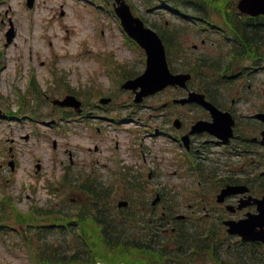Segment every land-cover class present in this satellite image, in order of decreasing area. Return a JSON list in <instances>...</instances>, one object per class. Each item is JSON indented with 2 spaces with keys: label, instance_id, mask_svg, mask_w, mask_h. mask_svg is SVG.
Returning a JSON list of instances; mask_svg holds the SVG:
<instances>
[{
  "label": "rangeland",
  "instance_id": "obj_1",
  "mask_svg": "<svg viewBox=\"0 0 264 264\" xmlns=\"http://www.w3.org/2000/svg\"><path fill=\"white\" fill-rule=\"evenodd\" d=\"M132 1L140 10L144 9L141 0ZM235 1L229 0L232 6ZM101 6L103 8H98L84 0H35L32 8L28 7L26 0H0V104L15 115L9 118L0 116V196L10 194L5 204L0 202L3 216L9 214L6 219H0V264H39L41 255L38 252L42 249L40 241L62 240L56 228L47 231L50 235L46 233L38 236L37 231H46L29 227L27 222L36 209L40 214L50 207L62 211L76 208L78 202L75 201L84 195L78 188L68 190L70 185L67 179L62 182L66 172L71 175L70 178L78 176L80 184L85 183V179L90 176L92 180L99 178L113 185V205L118 207L119 202L128 201L132 207L122 209L140 211L138 220H148L154 212L153 216L159 219L163 217L168 224L171 221L170 217L166 218L169 211L173 215L193 214L190 213V208H193L198 213L182 224L185 226L188 222L198 232L203 225H208L204 217L209 212L205 206L208 200L197 193L200 190L197 178L188 169V162L179 146L166 135H143V127L149 125L141 124L138 127L133 121L142 117L140 120L150 122L154 110L139 112L127 107L133 103V97L119 89L115 91L111 102L103 104L106 110L94 109L90 113L92 117L88 121L92 124L88 125L77 120L63 121L60 116H65L64 110H59L51 101L62 97V82H66L67 91L72 89L80 93L87 108H102L92 106L99 103V94L111 96L112 81L125 80L144 69L145 53L142 48L126 35L119 18L110 7ZM150 15L152 20L166 27L173 25L183 28L186 53L213 56L220 52L219 43L211 40L204 43L203 36L180 18L169 13L160 15L156 11ZM10 22L15 26V34L6 45V31ZM33 63L34 86L29 94L26 93L28 97H23ZM250 83H253L250 86L252 92L246 94L249 100L246 96L242 100L237 99L241 93L237 92L235 86L230 90L228 107L242 110L250 108L254 111L264 104V72L258 73ZM14 89H18V95L13 93ZM233 98L235 102H232ZM167 99L168 93L159 94L148 98L146 104H161ZM55 108L56 113L53 112ZM70 115L67 113V116ZM52 118L59 120L56 126L50 127L42 122V119ZM153 119L156 120V117ZM98 128L102 131L99 132ZM137 128L143 131L140 136L144 145H138L139 150L137 141L130 139L133 137L130 130L135 131ZM55 140L56 148L53 147ZM114 141L119 142V148H115ZM96 144L99 149L95 148ZM113 150H116V154H113ZM70 151L73 153L72 160ZM13 158L16 163L15 169L11 170L9 161ZM38 162L40 169L36 167ZM218 182L213 180L216 190ZM157 194L163 197L162 202L154 204ZM67 195L71 198L66 199ZM215 203L212 210L216 212L215 236L223 240L225 233L221 220L230 217L231 212L223 214L222 205ZM199 205L202 210H199ZM170 228L161 234V239L171 238ZM20 230L29 233L32 240L28 241L29 244L20 235ZM147 231L148 227L142 231L139 225L136 229H129L126 237L128 240L134 237L142 239ZM55 243L58 246L59 241ZM71 243L74 240L65 244ZM164 244L170 249L177 246L172 239ZM114 256L113 252L110 257ZM106 261L113 262L111 259ZM118 261L117 257L115 264ZM103 263L100 261L98 264ZM194 264L214 263L212 259H204L200 255ZM257 264H264V260Z\"/></svg>",
  "mask_w": 264,
  "mask_h": 264
},
{
  "label": "trees",
  "instance_id": "obj_2",
  "mask_svg": "<svg viewBox=\"0 0 264 264\" xmlns=\"http://www.w3.org/2000/svg\"><path fill=\"white\" fill-rule=\"evenodd\" d=\"M153 3H161L163 6H171L177 10L186 12L195 11L206 20L211 19L215 13H218L222 17L224 16L226 18L227 23L238 35L239 42L241 41L244 52L249 51L251 46L255 47V50H260L264 45V17L259 19H244L233 11V6L228 2V0H154ZM263 55L264 53L261 52L260 58H263ZM98 210L100 212L99 218L102 226V232L104 234H108L118 230L117 214L111 213L110 210L106 207L104 208L102 204ZM109 227L115 230L109 231ZM121 234L122 231H116V238H104L101 242L104 243L103 245L107 250L116 248L121 250L116 254L120 257H124L123 254L125 252L126 245L125 241L118 237ZM145 252L148 259L144 264H149L152 258H156V263H158L161 259L165 260L168 256V254H165L162 250L157 251L154 249H146ZM47 259L53 263H62L64 260L68 264L72 262H74L72 264H95L97 257L74 253L73 255L68 256L52 255ZM121 259H125V257Z\"/></svg>",
  "mask_w": 264,
  "mask_h": 264
},
{
  "label": "water",
  "instance_id": "obj_3",
  "mask_svg": "<svg viewBox=\"0 0 264 264\" xmlns=\"http://www.w3.org/2000/svg\"><path fill=\"white\" fill-rule=\"evenodd\" d=\"M240 7L244 11H248L256 14L264 11V0H242L240 3ZM117 10L119 14L122 16L124 24L126 25V27H128L131 33H133L138 39H140L145 45H147L151 49L153 65L159 64L160 66V63L158 62L155 55L156 46L152 42L153 41L152 38L147 33L149 29H146L137 18H134L132 16L130 8L127 5H125V3L122 2ZM134 20H136L138 23L136 24ZM163 50L164 48L159 43V54H160L159 61L161 62V66H160V71L157 73L158 74L157 79H155L154 75L151 76L150 78L151 79L150 85L153 87L155 86L156 82L158 83L162 82V84H164L166 83V80L169 78V76L166 75V70H165L166 67L164 64V59L161 55V53H163Z\"/></svg>",
  "mask_w": 264,
  "mask_h": 264
},
{
  "label": "flooded vegetation",
  "instance_id": "obj_4",
  "mask_svg": "<svg viewBox=\"0 0 264 264\" xmlns=\"http://www.w3.org/2000/svg\"><path fill=\"white\" fill-rule=\"evenodd\" d=\"M239 138L241 139H245L241 134L238 135ZM239 154H244L246 151H254V149H249V148H246V149H243V148H239ZM256 170V169H255Z\"/></svg>",
  "mask_w": 264,
  "mask_h": 264
}]
</instances>
